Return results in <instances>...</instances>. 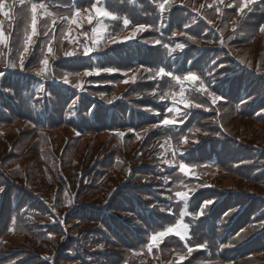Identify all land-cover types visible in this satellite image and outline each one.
Masks as SVG:
<instances>
[{
  "label": "trees",
  "instance_id": "trees-1",
  "mask_svg": "<svg viewBox=\"0 0 264 264\" xmlns=\"http://www.w3.org/2000/svg\"><path fill=\"white\" fill-rule=\"evenodd\" d=\"M74 1L39 0L51 15L38 9L37 35L21 71L6 66L24 43L21 5L0 0L10 12L0 11L9 37L7 47L0 44V264H264V0L243 14L231 0H173L163 13L164 0H145L152 13L141 0H101L117 8L104 9L118 10L119 31L120 24L123 32L148 26L136 42L155 78L143 70L125 95L133 85L124 82L128 76L86 75L96 68L131 71L118 51L100 55L105 39L95 44L89 29L87 39L79 29L63 36L67 24L52 25L55 16L80 8ZM160 69L174 75L159 76ZM186 73H219L239 83L236 93L221 85L226 101L215 107L197 91L200 83L190 84V97L209 107H179L177 117L167 111L172 105L161 103L178 94L165 79ZM130 101L139 112L133 117ZM166 118L186 124L164 125ZM125 129L131 132L115 134ZM106 136V144H97ZM165 139L187 147L177 159L191 167L189 175L164 163L173 159ZM177 191L189 199L180 200ZM181 223L189 226L185 242L170 237L151 245L152 235ZM205 243L207 253L180 260V253Z\"/></svg>",
  "mask_w": 264,
  "mask_h": 264
},
{
  "label": "snow or ice",
  "instance_id": "snow-or-ice-1",
  "mask_svg": "<svg viewBox=\"0 0 264 264\" xmlns=\"http://www.w3.org/2000/svg\"><path fill=\"white\" fill-rule=\"evenodd\" d=\"M20 2V5H21V9H20V17L23 19L24 21V26L22 28V35H23V47L21 48L20 50V55L19 57L14 61V62H8L7 63V67L8 68H16V67H19V69L21 71L24 70V54L28 53L29 51V46L31 45L32 43V37L37 35V23H38V9H41V10H44V13L45 15H51V13L47 10L46 8V5L45 3L43 2H39V0H37V2H33V3H30V5H25V0H19ZM170 2V0H164V2L160 3L159 4V10L161 13H163L165 11V7L166 5ZM221 3H223V0H220ZM256 2V0H242L240 6H239V12L241 14L244 13L245 11V8H249V5L250 4H254ZM229 6H232V5H229ZM201 7H203V5H201ZM209 7H211V5H209ZM5 9V4L4 3H0V11L3 12V15L5 17H9L10 16V12L9 11H6L4 10ZM249 10L251 11V9L249 8ZM95 11L97 13V16L99 17H104V18H107V19H115L114 16L111 15V13H109L108 11H106L105 9H102L101 7L97 6L95 8ZM217 11H219V9H217ZM76 15H79V12H76ZM64 19H68L67 16L64 17ZM91 22V20H90ZM56 21L55 19L52 20V25H55ZM129 23V21L127 19H124L123 21V24L125 26H127ZM29 27L31 29V32L29 33ZM45 27L47 28V25H45ZM145 30V25H139L136 29L137 32L139 31H143ZM100 30H94V33L95 32H98ZM106 31V30H105ZM235 31V29H234ZM261 31H264V28L261 29ZM45 35H47V32H45ZM135 35V33H133V36ZM9 37L8 36H5L2 28H0V44H4L5 47H7V41H8ZM100 39H101V36H97V38L94 40V43L95 44H99L100 42ZM189 39H192V37L190 36ZM155 43L159 44L160 41L159 40H156ZM165 47H167V45H165ZM179 48L183 49L184 45L183 44H180L178 45ZM48 52H51L52 51V48L51 47H48ZM92 49H89V48H85L84 50V54L85 55H88L89 52L91 51ZM172 51H175V49H172ZM66 55H73L72 52H68L66 53ZM42 63L44 64L45 67H47L48 65V61L47 59H44L42 61ZM106 71V72H109V73H112L114 71H116V69H113V68H105V69H100V68H96L94 69V72L96 74H99L100 71ZM145 71H152L151 69H145ZM93 73L92 72H88L86 73V75H92ZM171 75V73H165L163 69H160V71L157 73V75L159 76H163V75ZM2 75V74H0ZM37 75H44L43 71L41 72H37ZM150 78H155V76L153 77H150ZM172 80L176 81L177 83L179 84H183V81L186 80V81H189V82H196L199 77L195 74H188L186 76H184L183 80H181L180 77L178 76H172L171 77ZM65 82H67V76H65ZM133 80H135V77H133ZM125 83L127 81H124ZM77 87H79L80 85H76ZM205 91L207 92L206 89L203 88V81H201V88L200 89H197V91ZM184 94H185V89L182 87L180 92H179V96L181 98V103H183V106L185 108H189V107H196V108H200V107H203L202 104L200 103H195L193 101H189V100H186L184 99ZM208 96L210 97L211 101L213 104H215L218 100L221 99V96H218V95H215L213 93H207ZM167 95V94H166ZM173 96H175V94H173ZM103 99V96L101 97ZM164 97H162L163 99ZM112 101H109V103H111ZM167 111L170 112V113H174L177 117H179L181 115V110L180 108L176 105V102H175V99L173 100V105L171 107H168L167 108ZM182 123L183 121H178L177 119H164L162 121V123L164 125H173V124H176V123ZM197 131H199L197 129ZM79 134V133H78ZM119 135H123V133H120ZM205 135H207V133H205ZM175 155L176 153L173 152V159L172 160H165L164 163H167L169 164V166H174L173 165V162L175 160ZM179 171L185 175H189L190 172H191V167L189 165H186L184 164L183 162H181L179 164ZM4 189L2 187H0V192H3ZM176 197L179 198L180 200H183V201H187L189 199V196H188V193L185 192V191H177L175 193ZM205 206H207L205 204ZM261 228H264V223H262L260 225ZM189 230V226L188 225H184V224H177L176 226L174 227H169L167 229V231H161L159 232L158 234H154L152 235L151 237V241L153 243H155L157 240H159L161 237H164L168 234H175L177 235L180 240H186V239H189L190 237H188L186 235V233L188 232ZM241 238H244V237H241ZM228 246H232V245H228ZM101 247H103L101 245ZM185 247H187V244H185ZM198 247H201V248H206L207 247V244H202V245H198ZM149 250H151V246H149ZM192 248L189 247L188 248V252L191 253L192 252ZM180 260H183L185 257L184 256H180L179 257Z\"/></svg>",
  "mask_w": 264,
  "mask_h": 264
},
{
  "label": "rangeland",
  "instance_id": "rangeland-1",
  "mask_svg": "<svg viewBox=\"0 0 264 264\" xmlns=\"http://www.w3.org/2000/svg\"><path fill=\"white\" fill-rule=\"evenodd\" d=\"M81 2L80 4V8L76 9L75 11H73V9H71L72 7H70L69 9H67L65 11V16L68 17V22H65L63 24H60L58 27H60L61 25L67 24L65 26V33H63L62 35L65 36V34H70L72 31L73 32H77V30L79 29V33H81V36L85 39H87V35L85 34L86 30L89 29L90 30V34L93 40H95L97 38V36H101L100 41H104L105 39V44L103 47H111L112 45H114V43L116 42V39L118 38V36L123 32V28L120 24L121 30H118V22L120 21V17L116 14V12L118 10H111L113 12H110L112 16H116V19H107L104 17H99L97 16V13L95 11V8L97 6L101 7L102 9L104 8H109L110 6L114 9H117L113 4L110 3L109 5H101L102 1L101 0H79ZM104 1V0H103ZM142 3L145 5V8L149 9L150 12L152 13L155 8L151 7L150 4L148 2H146L145 0H141ZM155 2H157V0H154ZM231 1H239V3H241L240 0H231ZM76 12H79V15H76ZM114 16V17H115ZM91 20V22H90ZM58 21H56L55 26L58 25ZM76 29H75V27ZM84 29V30H83ZM129 29V28H128ZM126 29V30H128ZM94 30H100L98 32L94 33ZM106 30V31H105ZM247 34V33H246ZM128 34L125 33L122 37L118 38L117 41H122L124 39H126V36ZM83 47V44H79ZM165 73H170V70L168 69H163ZM190 73H186L181 74V75H175L181 78V80H183L184 76L188 75ZM167 75V74H165ZM174 75V74H171ZM161 78V77H160ZM165 81L170 84L171 86L174 87V91L176 92L178 91V94L181 90V88L183 87L185 89V91H187V87L189 86V81L184 80L183 84H179L176 81L172 80V79H165ZM197 82V81H196ZM196 82H192L190 84L196 83ZM130 83V82H129ZM201 88V87H200ZM199 88V89H200ZM203 91V90H201ZM186 94V92H185ZM184 94V95H185ZM193 97L195 98V93H192ZM208 95V94H207ZM198 100V99H197ZM199 103V102H196ZM184 119L178 120V121H182ZM233 123V122H232ZM19 125H22L24 127V129H26L28 126H24L25 124L23 122L17 123ZM106 137L99 138L97 144L99 142H103V144H106L108 141L105 140ZM33 147V143L29 144L28 149L31 150V148ZM26 154V153H25ZM29 158H31V156H29ZM35 164V163H34Z\"/></svg>",
  "mask_w": 264,
  "mask_h": 264
}]
</instances>
